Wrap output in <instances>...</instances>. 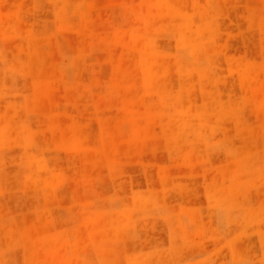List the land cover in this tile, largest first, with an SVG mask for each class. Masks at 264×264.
<instances>
[{
    "label": "rangeland",
    "instance_id": "374dc122",
    "mask_svg": "<svg viewBox=\"0 0 264 264\" xmlns=\"http://www.w3.org/2000/svg\"><path fill=\"white\" fill-rule=\"evenodd\" d=\"M0 264H264V0H0Z\"/></svg>",
    "mask_w": 264,
    "mask_h": 264
},
{
    "label": "bare ground",
    "instance_id": "6f19581e",
    "mask_svg": "<svg viewBox=\"0 0 264 264\" xmlns=\"http://www.w3.org/2000/svg\"><path fill=\"white\" fill-rule=\"evenodd\" d=\"M173 65V64H172Z\"/></svg>",
    "mask_w": 264,
    "mask_h": 264
}]
</instances>
